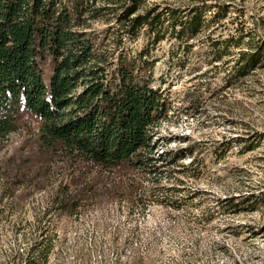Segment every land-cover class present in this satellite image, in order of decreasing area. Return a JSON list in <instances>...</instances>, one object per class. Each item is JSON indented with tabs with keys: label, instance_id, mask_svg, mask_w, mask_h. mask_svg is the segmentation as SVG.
Returning <instances> with one entry per match:
<instances>
[{
	"label": "rangeland",
	"instance_id": "374dc122",
	"mask_svg": "<svg viewBox=\"0 0 264 264\" xmlns=\"http://www.w3.org/2000/svg\"><path fill=\"white\" fill-rule=\"evenodd\" d=\"M121 2L98 0V7L110 11L92 21L88 36L101 44L113 39ZM154 7L180 17L200 9L206 19L187 52L171 34L152 46L145 30L127 45L132 54L151 50L158 84L160 78L168 81L172 108L156 131L157 152L180 151L185 159L157 180L138 178V197L130 202L102 200L85 208L79 202L60 209L52 203L61 182L72 180L69 170L62 163L39 167L32 136L38 123L22 126L0 139V174L9 176L0 185V264H24L49 209L45 238L52 251L43 255L44 264H115L133 229L144 264H264V60L247 76H236L241 52L256 45L264 51V0H148L141 11ZM215 16L218 21L210 23ZM171 26L166 18L164 27ZM226 40L241 43L214 62L208 43ZM177 55L185 69L175 65ZM18 166L24 177L15 176ZM18 182L23 184L13 188ZM123 193L101 190L99 196H132ZM167 197L177 203H164Z\"/></svg>",
	"mask_w": 264,
	"mask_h": 264
},
{
	"label": "trees",
	"instance_id": "16d2710c",
	"mask_svg": "<svg viewBox=\"0 0 264 264\" xmlns=\"http://www.w3.org/2000/svg\"><path fill=\"white\" fill-rule=\"evenodd\" d=\"M147 1L122 0L121 11L113 17L116 31L109 34L108 30L114 37L101 44L86 31L92 21L102 20L110 11V7H98V0H0V139L22 126L31 127L33 121L38 123L32 136L39 167L62 163L72 178L66 185L61 182L53 206L65 209L73 203L70 207L75 208L81 202L85 208L89 202L110 199L130 202L138 197L133 196L138 194V178L157 180L186 157L180 151L157 152L156 131L172 108L165 88L168 81L160 78L158 84L151 50L132 54L127 45L145 30L152 46L171 34L187 52L189 41L203 32L206 19L200 9L188 17L168 8L141 11ZM169 17L171 29L164 27ZM240 43L211 41L208 47L218 62L231 55L229 47ZM262 60L259 45L241 52L236 76H247L263 65ZM184 64L178 56L175 65L185 69ZM47 71L51 72L49 84ZM17 169L15 176L24 177L22 167ZM3 175L0 185L9 177ZM101 190L108 195L121 191L124 195L127 190L132 196H99ZM168 199L164 203H177ZM51 212L40 219L24 264H44L43 255L52 251V242L45 238ZM135 231L115 264H125L129 251L133 254L126 264H144L134 248Z\"/></svg>",
	"mask_w": 264,
	"mask_h": 264
}]
</instances>
